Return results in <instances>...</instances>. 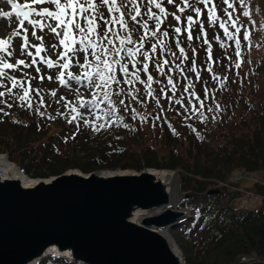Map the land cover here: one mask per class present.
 <instances>
[{"label": "trees", "instance_id": "trees-1", "mask_svg": "<svg viewBox=\"0 0 264 264\" xmlns=\"http://www.w3.org/2000/svg\"><path fill=\"white\" fill-rule=\"evenodd\" d=\"M137 1L135 6L127 10L123 8L129 23L127 30L117 26L121 37L131 34L138 40L144 34V19H147L149 30L156 27L149 19L148 8L151 6ZM212 1L216 16H220L222 22L227 21V10H231L228 4L224 0ZM251 1L244 0L241 4L240 0H229L232 8L240 9L243 18L241 29L238 34L233 32L232 38L225 35L219 23L209 25L217 27L220 34L210 30L205 37L201 31V16L197 17L194 11L203 8L194 3L186 7L180 34L171 30V34L165 37L162 35L165 29L157 34L159 41L168 44L163 51L172 48L178 59L182 56L177 40L180 47L193 45L191 49L197 51V48L209 49L210 46L215 51L211 53V59L209 53H205L198 55L196 61L188 62L179 86L175 87L187 89L184 95H173L176 91L167 82L171 63L176 60L170 59L165 65L166 75L157 71L154 62H148L149 72L155 78V91L163 102L171 104V110L156 107L155 115L145 114L141 102L147 96L146 90L128 95L129 87L123 83L125 78L116 65L117 79L121 80L119 86L126 95L121 98L126 103L118 104L115 114L109 111L107 102L97 107L99 126L104 125L102 128H89L84 122L88 120L86 107L77 110L83 113V119L73 120V112L66 113L69 109L62 108L57 102L59 96H52L48 90L40 92L39 96L32 93L31 108L16 99L17 92L0 98L13 106L11 111L5 103H0V109H3L0 111V153L7 151L8 159L17 161L33 178L57 174L71 166H78L83 171L116 166L120 169H176L180 189L186 193L179 206L190 210L188 218L178 225L183 257L189 264H261L259 261L264 258V19H259L253 26L247 18L255 14L264 18V6L260 7L264 0H255L253 8H250ZM218 3L226 11L220 7L221 12H218ZM137 5L141 15L133 21L131 14L135 12L132 9ZM151 10L153 12L152 7ZM155 11L159 14L158 9ZM244 11L250 15L244 16ZM207 13L204 14L206 19ZM188 16L197 21L191 27L192 44L184 40L188 34ZM98 31L103 35V27ZM154 43L161 49L157 38H151L145 41V51L150 52ZM158 60L163 59L159 57ZM193 66L195 72L190 70ZM129 70L135 69L129 67ZM140 76L147 78L143 72ZM34 83L40 84L38 79ZM86 90L87 93H77L79 97L75 102L102 98L99 89L95 99L89 88ZM132 96L140 99L134 101ZM178 100L181 103H177ZM87 105L92 107L95 103ZM136 105L140 106L139 111L135 109ZM118 118L122 119L117 122ZM145 127L155 129V138L151 141L147 140ZM5 128L8 131H4ZM247 172H261L262 178L253 177L249 183H244L243 176H248ZM211 188L219 191L207 193ZM244 195L248 197L246 207H239ZM58 261L49 256L39 264H57Z\"/></svg>", "mask_w": 264, "mask_h": 264}, {"label": "water", "instance_id": "water-1", "mask_svg": "<svg viewBox=\"0 0 264 264\" xmlns=\"http://www.w3.org/2000/svg\"><path fill=\"white\" fill-rule=\"evenodd\" d=\"M68 169L30 185L0 174V264H38L48 251L81 264H185L161 231L183 215L165 181L147 167L108 175L101 171L110 168Z\"/></svg>", "mask_w": 264, "mask_h": 264}, {"label": "snow or ice", "instance_id": "snow-or-ice-1", "mask_svg": "<svg viewBox=\"0 0 264 264\" xmlns=\"http://www.w3.org/2000/svg\"><path fill=\"white\" fill-rule=\"evenodd\" d=\"M168 3H174V0H167ZM184 7L177 5L180 12H184L185 7H191L189 0H182ZM202 3L207 7L211 0H201ZM7 3L12 5L13 9L16 11L13 12H0V16H5L11 18L15 15L18 26L15 31L11 33L6 38H0V88H4L5 91H0V98H3L6 94L13 95V89H20L19 93H16V99L25 102L29 108L32 107L31 98L32 93H36L39 96L41 89L32 88V80L36 77L29 76L28 73H24L23 79H18L17 77L11 75L12 71H22L21 65L24 68H31L35 66V71L39 76V79L43 81L45 78L52 80V76L45 77L40 75L41 65L46 66L48 69L58 68L59 72L55 76V79L60 83V85L67 86L69 81H75L76 83H81L83 80L89 82L91 86H94L96 89H99L103 95L97 101H87L81 103L80 107H85L87 104L95 103L96 107H99L101 103L107 102L110 106L109 111L113 114L117 111V106L113 100V95L120 96L124 93L123 88H119L118 91L113 93L111 91L113 85H119L121 83L120 79H117V68L116 65H119V72L123 74L125 79H123L124 84L135 85L137 82L143 84L146 94L148 96H153V76L149 72V61H152L156 65L157 71L162 74H165V65L169 64L167 59L154 60V56L157 52V44L154 43L151 46V53L149 51H144L145 41L151 38H157L158 44L161 47V50L167 46L163 44L162 41L158 40V33H161V25L167 19L168 11L163 6V0H148L150 6H154L159 10V14L152 12L151 7L148 8V14L151 19L155 21V29L149 30L147 21L143 22L142 27L144 28V34L140 37L139 41L132 39L131 34L121 37L119 32L116 30L117 26L120 29L127 30L128 24L124 19V12L121 11L125 5H123L120 0H31L29 3L26 0V3L21 6L14 2V0H7ZM129 3L135 4L136 0H129ZM224 3L228 4L229 8L233 7V4L229 3V0H224ZM240 3L243 4L244 0H240ZM51 4L54 7H39L37 5ZM100 6H103L107 9L109 13L108 17H105L102 12L99 11ZM135 12V15L131 16L133 21L137 20V17L141 15L139 6L137 5L132 9ZM194 11L197 13V17L201 14V9L195 8ZM226 11V10H225ZM113 13H119V15H112ZM175 21L179 22L181 17L172 13ZM244 16L250 15L248 11H244ZM39 17V19H36ZM98 17V18H97ZM207 20L211 24L219 23V27L224 30L225 35H228L229 38H232V34L228 32L227 24L232 23L235 27V21L232 20V13H228L227 21H220V18L215 14V5L208 9ZM25 22L32 28V36L40 41L39 44H31L28 39V28L25 27ZM52 22H55L54 24ZM101 22H103L101 24ZM187 32L188 39L191 40L192 33L191 27L193 23L197 21L194 20L192 16L187 17ZM103 27V35H100L98 29ZM39 29L40 32H44L47 29L48 33L53 34L57 40V44L51 45L52 49L57 52V58L53 61L47 55L41 56L42 52L47 50L43 46V36H37L36 32ZM174 31L177 34L181 33L180 27H175ZM202 34L206 37L207 33L203 31V25L201 24ZM238 31V29H237ZM162 35L165 37L168 36V32L165 30L162 32ZM15 37H20L23 40L21 44L20 51L21 55H26L31 57V62L28 63L23 59H17L15 63H11L9 58L14 56L15 50L12 49L11 41ZM245 38H247L245 36ZM138 47H128V45H136ZM205 43H208L205 39ZM239 43V41H237ZM177 47L183 59H187V55L183 47H180V42L177 40ZM32 48H35V53L31 51ZM11 49V50H10ZM62 49V50H61ZM195 51V50H193ZM209 58L211 59V47L209 46ZM124 53L126 57L129 58V63L132 65L134 71L129 70V63L121 64V60L117 59L120 57L121 53ZM78 53H82V61L76 59ZM175 56V53H172ZM89 56L92 57L89 60ZM113 57L111 60L109 57ZM136 56L143 57V61H138L135 59ZM39 57V59H37ZM75 59L76 64L79 68L85 69L83 74L78 75L74 74L70 69L73 66V60ZM137 64H142V67L137 68ZM180 65L177 64L176 68H179ZM239 67V65H237ZM170 70V69H169ZM191 71L195 72V66H193ZM182 71V70H181ZM211 71V69H209ZM143 72L147 74L146 80H142L140 73ZM197 78H199V73L196 72ZM67 77V79L65 78ZM7 80L10 82L11 86L9 87L4 81ZM168 85H171L172 90H175L176 85L173 82L171 76L168 77ZM191 87V84L189 85ZM135 91V89H129L128 95ZM165 95L167 94L163 89L161 90ZM187 91V89H185ZM52 96H56L57 93L53 91ZM99 95V94H97ZM64 97H61L60 100H63ZM82 99V98H80ZM134 101L140 99L138 96H132ZM40 102L43 103V98H40ZM59 102V101H57ZM0 103H7L6 101L0 99ZM159 103V100H157ZM177 103H181L179 100ZM119 105H125L123 99L119 100ZM8 107H12L11 104H7ZM68 105L65 104V107ZM127 110V107L124 109ZM3 111V109H0ZM72 111L77 112L76 116H73V120H76L78 117L83 119V113L77 111L75 106L72 107ZM199 111V109H197ZM7 114V113H5ZM41 116L44 115L43 112L40 113ZM99 119V117H97ZM122 118H118V121ZM70 123L72 121H69ZM85 123H91L90 121L85 120ZM127 127V125H124ZM95 128V125H93ZM99 127H104L101 124ZM99 130V129H96Z\"/></svg>", "mask_w": 264, "mask_h": 264}, {"label": "rangeland", "instance_id": "rangeland-1", "mask_svg": "<svg viewBox=\"0 0 264 264\" xmlns=\"http://www.w3.org/2000/svg\"><path fill=\"white\" fill-rule=\"evenodd\" d=\"M141 1H142L143 4L148 3V0H140V2ZM254 1L255 0H252L251 1V7L250 8H253V2ZM14 2L16 4L17 3H21L23 5V4L26 3V0H14ZM28 2L30 3L31 0H28ZM120 2L123 5H125V7H123L125 10H127L130 7H132L133 5L135 6V4L129 3V0H120ZM136 2H138V1L136 0ZM212 2L213 1L211 0V3L207 7H205V4L202 3L201 0H189V3H194L195 6L202 5L203 10H201L200 20H201V23L203 24V26L205 27V31L204 32H206L207 35L210 34L209 33L210 30L211 31H214L216 34H220V30L217 27L212 28L209 25L210 23L208 22V20L206 19V17H204L205 16L204 14L208 11V9L213 6ZM263 2L264 1H262V3ZM166 3H168L167 0H163V6L167 9L168 15H167V19L164 21L163 25L161 26V30L162 29L163 30L164 29L165 30H169V35H170L171 34V30L174 33L175 32L174 31L175 27H181L184 24V22H183L184 21L183 16L186 15V7H185L184 12H180L179 9H178V7L175 8V6L176 5H179L180 7H184L182 0H174V3L172 5V9H170L169 7H167L166 6ZM263 6H264V3L261 4L260 7H263ZM36 7L37 8H39V7H48V8L51 9L54 6L51 5V4H46V5L44 4V5H37ZM140 7H141V5H140ZM151 7L153 9V12H156L155 11V7L154 6H151ZM220 7L222 8V10H225L223 8L222 4L221 3H218V8L216 9L218 12H221V8ZM123 8L121 9V11H123ZM229 9H231V10H227V12L228 13L229 12L232 13V20L235 21V27H233V25H232L231 22H229L231 26H228V24H227L228 32L230 34H233V32L238 34V32L241 29L242 24H243V18L241 16V11L238 8H229ZM15 11L16 10L12 8V5L9 4V3H7V0H0V12H13L14 13ZM99 11L102 12L105 17H108L109 16V13L106 11V8L105 7L100 6ZM172 13H175L176 15H179L181 17V20L179 22L175 21ZM112 15H117V13H113ZM259 15L260 14H255V15L251 16L250 18L248 17L247 18L248 23L251 24V25H253V26H256L258 24V22H259V19H261V20L264 19V18H259ZM219 18H220V21H221V17L220 16H219ZM36 19H39V17H36ZM124 19H125L126 23L128 24L129 21L127 20V18L125 16H124ZM149 19L151 21H154L150 17H149ZM146 20L147 19H144L143 21H146ZM52 23L54 24L55 22H52ZM102 23L103 22H101V24ZM17 26H18V23L16 21L15 15H13L11 18L5 17V16H0V38H6V37H8L11 33H13L15 31V29H16ZM25 27L28 28V34L27 35H28V39H29L30 43L31 44H39L40 41L36 40L32 36V34H31L32 33V28H31L30 25L27 24V22H25ZM237 29H238V31H237ZM235 30H236V32H235ZM197 32H200V30H197ZM36 34H37V36H43V38H44L43 39V46L47 50L46 52H42L41 53V56L51 55L50 58L53 61H55L56 58H57V52L52 49L51 45L58 43L57 38L53 34L48 33L47 29H45V31L43 33L40 32L39 29H37ZM132 39L138 42L140 38L138 40L136 38H132ZM186 39L189 41L190 44H192V39L191 40L188 39V34H187V37L184 38V40H186ZM22 43H23V40L20 37H15V38L12 39L11 45H12V49L15 50V53H14V56H12V57L9 58V61L11 63H15L17 59H23V60H25L28 63L31 62V57H28L26 55H21L20 47H21V44ZM163 44H165L166 46L168 45L166 42L163 43ZM138 46H139L138 43L136 45H128V47H138ZM191 46H193V45H191ZM191 46H188V45H182L181 46L185 50V53L187 55V59H183V57H181V58L178 59L176 54H175V56H173L172 53H175V52L173 51L172 48L165 49V51H163V50H161L160 48L157 47V52H156V54L154 56V60L155 59H158L159 57L161 59H167L168 61H170V59L176 60V62H172L171 63V71H170V74L169 75L173 78V82L177 86H179V82H180V79L182 77L181 74H183L186 71V69L188 68V65H187L188 62H193V60L196 61L197 60L196 57L198 55H202V54H205V53H209V51H208L209 49H205L204 47L197 48V51H193L195 49L194 48L191 49L192 48ZM146 48L147 47L145 46L143 50L145 51ZM31 51L33 53H35V48H32ZM213 51L214 50L211 48V53ZM167 53H169V55H167ZM213 53H215V51ZM149 54L152 55L151 51L149 52ZM82 56H83L82 53H78L76 59H80L81 62H83L82 61ZM263 56H264V54H263ZM112 58L113 57H111V56L109 57L110 60ZM122 58L129 59L128 57H126L124 55L123 52L121 53L120 57H117V59H120L122 61ZM37 59H39V57H37ZM91 59H92V57L89 56V60H91ZM135 59L138 60V61H143V57H141V56H136ZM241 62H246V59H244V60L241 59ZM177 64L181 65L182 67L181 68H176V65ZM21 69H22V71H12L10 74L13 75V76H15V77H17L18 79H23L25 72L26 73H29V76L36 77V79H38L39 82H40V86H38V85L35 86L34 85V82H35V79H34V80H32V88H37L38 87L37 89H42V85H47L48 84V86L46 87L48 91H55L56 93L63 94V95H68L69 92H71L70 89H66L65 87H59L58 85H57L58 88L56 89V83L58 81L55 79V76L59 72V69L58 68L48 69L46 66L41 65V73H40V75H44L45 77H47V76H52L53 77L52 80H48L47 78H45L43 81H41L39 79V76H38V74L35 71V66H33L31 68H24L21 65ZM78 69H79V66H78V64H76V61L74 59L73 60V66L70 69V71H72L74 74L81 75L80 74L81 72L80 71L78 72ZM29 70H31V71L33 70L32 74H31V71H29ZM141 79L142 80H145V77H141ZM4 83L7 84L9 87L11 86L10 82L7 81V80H5ZM129 87L131 89H133V88L135 89V91H133V93H135V94H138L139 92L145 91L143 84H141L139 82H137L135 85H130ZM119 88H121V86L114 84L113 87H112V89H111V91L113 93H115L116 91L119 90ZM152 89H153V94H154V97L155 98H153V96H151V98H149V96L147 95L146 96L147 99L145 98V100L143 102H141V104H144V109H145L144 112H145V114H152V113H154V110H155L156 107H161L164 111L167 110V108H168V110H171L172 107H169V106H171V104H169L168 102H163V100L160 99V97L158 96L157 92L155 91V78H154L153 83H152ZM18 90H20V89H13V92L15 93V91H18ZM0 91H5V89L4 88H0ZM175 91H176V94H173V95H177L179 93H181V94L184 95L187 92V91H185L184 88H182V90H180V89H178V87L175 89ZM120 96H122V98H125L126 97V95L124 96L123 94L120 95ZM120 96L117 97V96L113 95V97L115 98V101L117 103L116 106H118L119 100L122 99ZM157 100H159V103H157ZM135 109L139 111L140 106L136 105V108ZM17 130H19V128H17ZM53 130H54V127H53ZM4 131H8V129L5 128ZM144 131L146 132L147 140L151 141V139H154L155 138V129L154 128H152V127H145L144 128ZM4 153H7V155H8V152L7 151H5ZM79 153H80V151L77 152V153H75V154H79ZM12 161H14V160H12ZM15 163L19 165V163L17 161H15ZM68 168H76V170H80L81 172H87V171H83L78 166H71V167H67V168L63 169L62 171H60L56 175H60L62 172H64ZM117 168H121V167L120 166H116V167L111 168V169H117ZM126 168L129 169V170H131V171H133V172H137L139 170V169H137L135 167H126ZM94 169H98V168L96 167ZM247 173H248V176H243L244 183H249L248 181H250L253 177H256L257 178V177H260L261 176V172L260 173H256V174H254L253 172H247ZM176 175H177V173H176ZM260 178H262V176ZM233 179H235V178L233 177L231 180L233 181ZM178 180L175 181V183H174V189L175 190L173 189V193H174V191H176V193L179 194V196H178L179 197L178 200H179L181 198L182 193H181V190L178 187ZM218 183H220V182H218ZM215 184H217V183H215ZM247 201H248V197L244 195L243 196V200L241 201V203H245L246 204ZM241 203H239V206L240 207L242 206ZM176 206H177V203L175 204L174 208ZM244 207H246V206L244 205ZM168 233H170V235L172 236V238L175 240L178 248L181 250L182 255H183V251L181 249V241L179 239L180 231L178 230V226L177 225H174L172 228H170L168 230ZM182 242H183V240H182ZM184 261H185V264H189V262L185 259V257H184Z\"/></svg>", "mask_w": 264, "mask_h": 264}, {"label": "bare ground", "instance_id": "bare-ground-1", "mask_svg": "<svg viewBox=\"0 0 264 264\" xmlns=\"http://www.w3.org/2000/svg\"><path fill=\"white\" fill-rule=\"evenodd\" d=\"M145 169V168H144ZM149 171H151L157 178H159L161 181H165L168 186L169 190V198H171V202L173 203L172 206H175V204L178 202V196L179 194L174 191L173 193V184L175 181H177V175L170 169H162V168H153V167H147ZM109 171H101L102 174L108 175L112 173H129L128 169H108ZM67 171H77L76 168L74 169H68ZM0 174L2 176H7V177H18L23 184L25 185H30L34 181H36V178L28 176L25 172H22L21 169L17 166L16 163L13 161L9 160L7 156H5L4 153H0ZM50 177H46L45 180H49ZM177 186V185H176ZM175 190V189H174ZM176 193V194H175ZM176 195V196H175ZM155 210V209H154ZM143 209H138L136 210L133 219L135 221H140L143 212ZM170 228L168 227L161 229V231L164 234H167V231ZM176 250V249H175Z\"/></svg>", "mask_w": 264, "mask_h": 264}, {"label": "built area", "instance_id": "built-area-1", "mask_svg": "<svg viewBox=\"0 0 264 264\" xmlns=\"http://www.w3.org/2000/svg\"><path fill=\"white\" fill-rule=\"evenodd\" d=\"M242 258H245V257H242Z\"/></svg>", "mask_w": 264, "mask_h": 264}]
</instances>
